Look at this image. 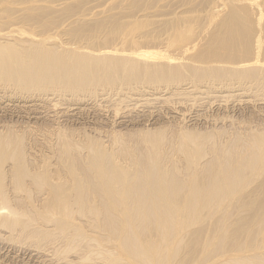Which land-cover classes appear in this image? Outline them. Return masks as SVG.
<instances>
[{
    "label": "bare ground",
    "instance_id": "bare-ground-1",
    "mask_svg": "<svg viewBox=\"0 0 264 264\" xmlns=\"http://www.w3.org/2000/svg\"><path fill=\"white\" fill-rule=\"evenodd\" d=\"M165 96L264 108V0H0L3 103L51 104L53 117L67 98ZM261 119L106 141L7 126L0 246L35 264H264Z\"/></svg>",
    "mask_w": 264,
    "mask_h": 264
},
{
    "label": "rangeland",
    "instance_id": "rangeland-1",
    "mask_svg": "<svg viewBox=\"0 0 264 264\" xmlns=\"http://www.w3.org/2000/svg\"><path fill=\"white\" fill-rule=\"evenodd\" d=\"M18 2H21V0H18ZM26 3L28 2L26 1ZM100 79H105V78H100ZM152 79H161L167 84L173 83L169 74L164 77L150 76V77H141L140 81H138L137 79H133V80H136L138 82H147ZM112 81L118 82L116 80H112ZM146 97L149 98V96ZM146 97L144 96L141 97L140 99L144 100L146 99ZM136 99L138 98H135V100ZM150 99L151 98H149V100ZM31 100L32 99H30L29 101ZM66 100L67 101L63 103L64 104L63 107L62 106L61 107L64 109L65 106V109H69L70 113H65V116L60 114V115H54L53 117L52 116L46 117V115L43 114L45 110H49L51 108V104H47L49 105V107L47 105L41 104L44 106L40 105L42 108L39 107L38 109V107L31 106L30 104L27 105H23L22 103L12 104L9 102L5 104L3 103L2 100H0V103L2 105L4 104L3 106L0 105V131L6 129L7 126L21 130L26 128L27 129L30 128L31 130L34 129L40 130V129H46L48 127H53V128L57 127L63 130L65 129L68 131L71 130L72 133H76V134L79 133L78 135L85 134L87 136L96 137L102 139L103 141H106L107 135L109 136V134L113 132L126 133L128 131L129 132L131 131L134 132L138 130L146 131L151 129L155 130L159 127L168 128L169 131H174L177 130L178 128L180 129L184 128V130L192 129L193 131L197 130L199 132H204V129L208 128L206 122L211 123L212 128H214L217 125L220 126L222 123H224L225 120L227 121L232 120L235 122H244V123L250 121L254 124V125L252 124V126H255V124L257 125L261 123V121L263 120L261 119L262 117L264 118V110H263L264 108L259 106L254 108L249 107L250 109L249 108L246 109V107H243L240 108L241 110H237V109L230 110V107L229 109H226L228 108L227 106L222 107L223 109L222 108L217 109L216 107L207 109L206 106H204L202 108L201 107L194 108L193 110L192 109L193 107L190 106L191 102L189 103L188 106H186L184 104L179 103V101H175V99H172V97L169 96H165L163 98L157 99L156 102L145 105V107L140 106L138 104L134 105L135 103L134 100L130 102L129 101L125 102L122 100L120 102L116 101L115 103H113L114 101L111 102L109 101V103L97 102L99 104L98 105L96 103L97 106H94V104H90L89 102H87L86 104L85 102L83 103L81 101H76V102L71 101V99L68 98ZM192 101H194V99H192ZM73 102L76 104L74 105ZM78 102L79 103L81 102L82 104H77ZM163 102L171 104L170 107H168L169 109L163 104ZM181 102L186 103L187 101L181 100ZM118 103L119 106L116 107ZM27 106L30 107L28 108ZM22 107L25 109H23ZM62 108L59 107L58 109L62 110ZM115 113L118 114L116 115ZM38 114L41 116H39ZM258 115L260 118L258 117ZM205 120L207 121L204 123ZM43 152H45V150H43ZM173 156L175 160H181L182 158L177 152ZM158 157L163 158L165 156L159 155ZM1 246H0L1 264H31V263L35 264L34 259L31 262L26 255L24 254L22 255L19 252H16L15 250H11L10 248L12 252L11 253L9 249H6V247L4 249V246L6 245L1 244ZM1 249L2 251L3 249L7 251L1 252Z\"/></svg>",
    "mask_w": 264,
    "mask_h": 264
}]
</instances>
